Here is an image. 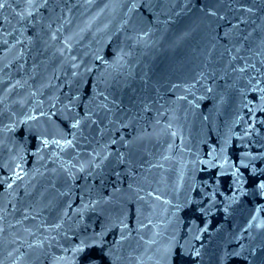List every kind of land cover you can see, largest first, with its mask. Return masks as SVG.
<instances>
[{
  "label": "water",
  "instance_id": "95a60500",
  "mask_svg": "<svg viewBox=\"0 0 264 264\" xmlns=\"http://www.w3.org/2000/svg\"><path fill=\"white\" fill-rule=\"evenodd\" d=\"M0 3V264H264V0Z\"/></svg>",
  "mask_w": 264,
  "mask_h": 264
},
{
  "label": "snow or ice",
  "instance_id": "6c2138e0",
  "mask_svg": "<svg viewBox=\"0 0 264 264\" xmlns=\"http://www.w3.org/2000/svg\"><path fill=\"white\" fill-rule=\"evenodd\" d=\"M0 7H3V4L2 3H0Z\"/></svg>",
  "mask_w": 264,
  "mask_h": 264
}]
</instances>
